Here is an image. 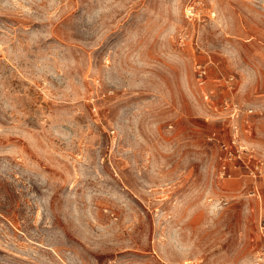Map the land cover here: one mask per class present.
<instances>
[{
    "label": "rangeland",
    "instance_id": "374dc122",
    "mask_svg": "<svg viewBox=\"0 0 264 264\" xmlns=\"http://www.w3.org/2000/svg\"><path fill=\"white\" fill-rule=\"evenodd\" d=\"M0 264H264V0H0Z\"/></svg>",
    "mask_w": 264,
    "mask_h": 264
},
{
    "label": "built area",
    "instance_id": "2783aa9c",
    "mask_svg": "<svg viewBox=\"0 0 264 264\" xmlns=\"http://www.w3.org/2000/svg\"><path fill=\"white\" fill-rule=\"evenodd\" d=\"M207 73L206 68L203 65H199V74L201 75V77L203 78L205 76V74ZM223 171H226V166H223Z\"/></svg>",
    "mask_w": 264,
    "mask_h": 264
}]
</instances>
